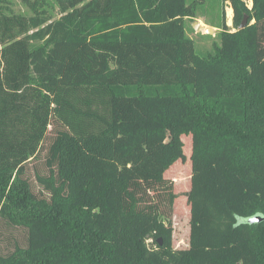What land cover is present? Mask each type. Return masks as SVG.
<instances>
[{
  "label": "trees",
  "instance_id": "16d2710c",
  "mask_svg": "<svg viewBox=\"0 0 264 264\" xmlns=\"http://www.w3.org/2000/svg\"><path fill=\"white\" fill-rule=\"evenodd\" d=\"M220 1V30L201 34L220 42L199 52L197 0H54L38 14L0 0V173L33 208L13 211L0 189V264H264V220L249 222L264 216V0ZM171 98L184 114L168 116ZM168 123L176 158L192 137L186 248L173 247ZM87 232L99 247L79 254Z\"/></svg>",
  "mask_w": 264,
  "mask_h": 264
},
{
  "label": "rangeland",
  "instance_id": "374dc122",
  "mask_svg": "<svg viewBox=\"0 0 264 264\" xmlns=\"http://www.w3.org/2000/svg\"><path fill=\"white\" fill-rule=\"evenodd\" d=\"M189 2L192 0H188ZM198 6L196 11L199 17H203L208 22H220L221 17V1L220 0H197ZM249 7H252L253 0H246ZM54 0H6L9 7L17 12H26L28 14H37L42 12V7H48L53 4ZM226 17L228 23L231 25L233 18V8L228 5L225 7ZM191 18L186 20L187 32L192 38L195 39L196 46L199 52H205L213 47L215 42H220V38H211L210 36H201L202 33L195 31L193 28V21L202 20L201 18ZM248 21V17H247ZM247 23V22H246ZM246 25V24H245ZM216 37V36H215ZM166 105L168 108V116L173 113L184 114L186 112L185 103L181 99H167ZM173 135L174 126L170 123L167 125L166 132V148L165 160L168 162L165 171V177L172 180L174 183V191L176 198L174 200L173 210L171 212L172 228H173V247L186 248L189 246L190 229H191V211L188 193L191 189V152H192V137L190 134H181L184 144L185 159L176 158L173 152ZM42 166V162H32L30 170L34 174L36 168ZM32 174V175H33ZM0 189L4 196L9 199L11 204L10 208L20 213L24 209H33L28 205L25 197L23 184L17 178V173L11 170L0 173ZM48 209L46 207L42 208ZM262 208L258 211H261ZM58 211L56 209L49 210L47 218L56 216ZM259 214V213H258ZM257 215V214H256ZM263 215V214H260ZM18 237L21 236L20 232H16ZM98 237L94 233L87 232L77 244H75L74 251L79 254L86 252H93L99 247Z\"/></svg>",
  "mask_w": 264,
  "mask_h": 264
},
{
  "label": "water",
  "instance_id": "95a60500",
  "mask_svg": "<svg viewBox=\"0 0 264 264\" xmlns=\"http://www.w3.org/2000/svg\"><path fill=\"white\" fill-rule=\"evenodd\" d=\"M246 22H247V15L244 16L241 28L245 26ZM193 28L195 29V31L203 33V34L211 35L214 33L213 27L208 26L206 24H202L199 20L193 21ZM262 220H264V216L260 214H257L249 218L250 223H258V222H261ZM159 241L161 242V239H159Z\"/></svg>",
  "mask_w": 264,
  "mask_h": 264
},
{
  "label": "crops",
  "instance_id": "0c3cea01",
  "mask_svg": "<svg viewBox=\"0 0 264 264\" xmlns=\"http://www.w3.org/2000/svg\"><path fill=\"white\" fill-rule=\"evenodd\" d=\"M228 5H229V3L226 6H228ZM199 18L202 19V20H199L202 24H206V25L214 28V33L211 35H215L220 30L217 26H213L212 24H210V22H207L206 20H204L203 17H199ZM232 20H233V18H232ZM226 21H227V25L232 26V21H231V25H230V23H228L227 17H226Z\"/></svg>",
  "mask_w": 264,
  "mask_h": 264
}]
</instances>
